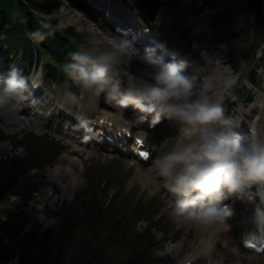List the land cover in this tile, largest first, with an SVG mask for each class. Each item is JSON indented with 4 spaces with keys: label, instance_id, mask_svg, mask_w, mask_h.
Here are the masks:
<instances>
[{
    "label": "clouds",
    "instance_id": "9594fccd",
    "mask_svg": "<svg viewBox=\"0 0 264 264\" xmlns=\"http://www.w3.org/2000/svg\"><path fill=\"white\" fill-rule=\"evenodd\" d=\"M41 24L48 27L46 20ZM85 31V40L62 65L76 88L54 86L56 103L72 112L87 95H103L121 110L132 106L139 122L154 127L166 121L175 134L153 144L149 171L157 188L173 194L169 217L206 229L227 223L230 201L250 199L264 188V125L251 122L241 133L243 112L225 108L224 93L235 77L224 74L220 59L205 48L198 56L166 61L154 46H138L125 31ZM51 34L42 28L29 33L34 41ZM134 60L143 65L139 71L131 69ZM39 86L16 64L0 72V111H17Z\"/></svg>",
    "mask_w": 264,
    "mask_h": 264
},
{
    "label": "rangeland",
    "instance_id": "374dc122",
    "mask_svg": "<svg viewBox=\"0 0 264 264\" xmlns=\"http://www.w3.org/2000/svg\"><path fill=\"white\" fill-rule=\"evenodd\" d=\"M60 1L61 0H49V3H50L49 6L52 9V12L50 15L55 20V22L57 23L59 27H64V26L66 27L70 24L67 22H73V21H67V19L65 18V15L62 12L63 5H60ZM230 1L231 0H226L215 6L208 5L204 8V11H203V12H207V14L206 13L204 14L205 15L204 20H205V23L207 22V25H209L210 27L209 28L210 30L208 31H211L212 33V34L211 33L208 34L209 32H203L205 33L204 34L205 38H204V35H203V38L204 39L214 38L216 41L214 44H216L218 49H219V46L225 44L226 46L225 49L229 50V52L226 51L225 53L226 62H224V64H227V66L225 67L222 66L224 69H228V65L231 67V58H232L231 50H232V45L235 43L226 37L227 33L225 29V24L228 20H226V17H224V13L226 12V6L228 5ZM241 18L242 19H240V16L235 15L231 18V21H240V23L243 26L247 25L248 20L246 19V16L243 15ZM65 19H66V22H64ZM83 22H84L83 23L84 29L83 30L78 29V30L80 32H83L84 35H86L85 30H91L90 28H93V30L100 31L99 29L94 28V24H92L93 22H90L89 20H86V19H84ZM74 23H76L78 26H81L77 22H74ZM226 26L228 27V24H226ZM212 30L214 32H212ZM258 35H259L258 32L255 31L254 29L253 34H252L253 37L251 38L253 39V43H252L253 44L252 48L254 50L253 56H256L263 46V43L259 41ZM0 48H1L0 53H5V51L7 50L6 45L2 42L0 43ZM14 62L15 64L22 65L25 70L29 69V66H30L29 61L24 60L22 58V55H18V57L15 58ZM35 67H36V64L33 65V70ZM254 68H255L254 61L252 62L250 61L240 70V72H238L240 73L241 77L244 78L243 80H241L242 83H244L247 79H249V76L253 72ZM229 70L231 71L232 68H229ZM40 74H41V71H36V72L34 71L32 76L33 78L38 79ZM237 76L238 74L234 75V77H237ZM68 85L73 87L71 83L65 84L62 82H60L57 87H67ZM239 85L241 86V84ZM250 87H252L253 89L246 90L244 94L249 95L250 97L252 96V92H253V95H256V98H255L256 101L251 102L252 101L251 99L247 97L244 98L245 101H248L247 102L248 105H245L244 108L249 113H252V109H254L257 101H259L258 102L259 106L261 105L262 107V110H261L262 118H264V84H260V83H257L256 85L250 84ZM228 91L225 93V96H227ZM42 95L48 96L49 104L53 105L52 101L53 103L56 102V90L54 89L45 90L43 91ZM86 97H87V100L92 101L94 99L95 101V98H93L94 96L92 95H89V97L87 95ZM35 110H39V108L36 107L32 111H35ZM257 110H260V109L258 108ZM43 118H44V114H43ZM22 119L23 118L18 116L16 112L0 111V135L2 134V132L4 133L9 132L11 134H14L15 132H17V133H20V136L23 139L25 136L27 137L32 132H34L33 129H36L37 130L36 132H40V130H38L40 129V125H38V129H37L34 126H29L25 122H22ZM261 120H260L261 125H264V121L262 122ZM15 124H17L18 127L20 126V124H22L24 127L27 126V128H23L21 132H18L17 130L18 127L16 128ZM174 133H175L174 130H173V133L170 130L169 132L164 134V137L173 135ZM50 136H51L50 134L46 133L45 136H42V137L43 139H45V141L47 140L48 142H50V145H53L55 148H58L60 144L59 141L55 140L54 138H52V136L51 137ZM38 145H40L41 148L43 147V150L41 151L40 154L47 155L50 149H47L45 147V144L42 143V139L37 141V146ZM0 149L5 152H10V151L16 152L14 149L11 148V146H9V142L0 144ZM20 149L22 150H18L17 151L18 154L23 155L27 153L24 147ZM102 157L103 156H101L100 158L92 157L90 153H84V155L82 154L75 155V154H72L68 150L66 151L61 150L60 154H58V156L48 166V170H47L48 175L45 179V188H46L47 194L45 195L44 191L38 190L37 194H35L34 197H31L28 200H25L24 197H21L20 195H16L15 193H10L6 195L0 204V223L8 217L11 210L18 208V205L21 204V209H24L25 211L24 212L25 218H27L29 221L27 223L28 226L26 227V230L30 229L32 225L38 227L39 229L56 230L58 228H61L62 226H64L66 222L63 219V215L60 212H58L57 209L59 208L62 202L66 201L67 199H70V196L72 195L71 188L74 187L75 184L77 183L79 184L78 187H80L82 184L84 185L85 183H87L89 177L91 178L95 176L96 174H98L99 176H105L107 174L114 175L115 172H117V169H119V167H116L115 165H112V166L104 165L103 164L104 161ZM101 165H104V166L101 167ZM65 169L66 171L64 172ZM103 169L106 170V173H100L101 170ZM35 171L36 169H33L30 172L34 173ZM61 174H62L61 180L65 182L63 188H60L59 185H56L53 182L49 181L51 180L50 177H59ZM142 176H144V174ZM133 178H132V181H135L133 180ZM110 179L114 180L111 177ZM141 180H145V176L141 178ZM124 183H127L126 184L127 189L133 188L134 191L137 190L138 195L142 193L144 194L146 198L155 196V192L152 191L151 185L145 186L144 184L140 182L133 184L131 183L129 179L128 180L126 179ZM116 187L117 186H115V184L112 183L108 191L113 192L115 191ZM52 189H54L55 192H57L56 194H59V198L57 197L52 198L51 196L50 197L48 196L49 194H51ZM165 216H166L165 222H164L165 226L170 229L167 237L171 235H176L180 237L179 240L184 239L183 243L184 244L186 243V245L183 246L182 249H178L180 252V256L176 261H174V264H177L178 260L180 259L189 257V255L194 256V251L199 248V245L202 243V239L204 240L205 243H210L212 240L218 237V235L214 238H210L209 236L207 237V235H205L204 232L199 228L200 225H196L198 228L197 229L195 226L187 227V226H184L183 224H177L169 217L168 211H165ZM143 228H144V224L143 225L140 224L139 230ZM173 232L175 234H173ZM84 235L85 234H80L81 237ZM220 245L221 243H219V241H215V246L213 248L216 249L217 253L215 252L216 259H213V262H216L224 258L226 260H230V255H234L235 253L238 256V259H242V257H244L243 259H245V260L237 261V264H264L263 262L264 257H257V255H245L244 253L240 251L237 242H233V246H232L233 249H231L229 253H227L226 251H221L222 247ZM165 248H166V245H165ZM167 250H169V248L165 250H157L156 253L158 254L165 253L167 252ZM66 251H67L68 257L77 256L78 255V245H76V241L70 240V242L66 244ZM245 256H247L248 258ZM102 258L106 260L111 259L110 254L106 251L103 253ZM170 259L172 260L173 258H170ZM15 261H17V258L10 260L8 262H5L4 264H12Z\"/></svg>",
    "mask_w": 264,
    "mask_h": 264
},
{
    "label": "trees",
    "instance_id": "16d2710c",
    "mask_svg": "<svg viewBox=\"0 0 264 264\" xmlns=\"http://www.w3.org/2000/svg\"><path fill=\"white\" fill-rule=\"evenodd\" d=\"M214 2L217 0H207ZM30 5L41 7V0H0V7L3 13L9 16V20H4V14L0 12V24L5 25L10 22L14 35H20L14 44H18L26 36L27 29H31L33 13ZM242 5L251 11L253 20L259 27L264 26V0H246ZM234 6H241L239 1H235ZM24 19V23H22ZM32 22V23H31ZM0 29H5L4 26ZM36 28V26H34ZM264 38V34L262 36ZM19 41V42H18ZM13 161L11 164L7 160L0 159V200L2 196L11 190L21 175L19 162ZM69 215V214H67ZM28 219L24 212L12 211L9 218L0 223V263L4 264L18 257L14 264H55L63 255L65 247L63 244L70 232L76 233L77 227L74 223H67L66 226L58 231H40L35 226L26 230ZM70 228L72 231H70ZM133 259V258H130ZM119 264H134L132 260L124 261Z\"/></svg>",
    "mask_w": 264,
    "mask_h": 264
},
{
    "label": "bare ground",
    "instance_id": "6f19581e",
    "mask_svg": "<svg viewBox=\"0 0 264 264\" xmlns=\"http://www.w3.org/2000/svg\"><path fill=\"white\" fill-rule=\"evenodd\" d=\"M64 14L66 15V19H67V21H73V22H77L78 24H80L81 25V20H80V18L77 16V14L76 13H74L73 12V10L72 9H69L68 7L67 8H64ZM205 16V15H204ZM195 22H191V26L193 27H197V26H205L206 25V23H205V20H204V18L203 19H201L198 23H195ZM189 24V23H188ZM197 30V29H196ZM194 37V39L198 42V47H200V49L201 48H205V49H207V50H209V52H210V54H212L214 57H217V58H219L220 56L219 55H216V54H213L212 53V50H211V48H209L210 46L208 45L209 44V41L208 40H206V39H204L203 38V35H201V34H198V35H194L193 36ZM209 48V49H208ZM223 53V51H220L219 52V54H222ZM220 66H221V71L223 72V73H225V71L227 70V69H224L223 67H222V65H221V63H220ZM141 67H143V65L142 64H140V62L139 61H133L132 62V64H131V69H132V71H139V69L141 68ZM115 118H116V120L117 121H120V119H121V115L118 113L116 116H115ZM143 175V172H141V170L140 169H138L137 170V172L134 174V178H133V180H137V179H141V178H143L144 176H142ZM235 226L236 227H229V226H226V225H224V224H217V225H215L214 227H212L211 229H206V228H204V227H201V226H199V228L204 232V234L205 235H207V237L209 236L210 238H214V237H216L217 235H220V236H225V235H227L228 234V230H227V228H233V230H235L236 231V229H238L239 230V225L238 224H235ZM243 230V229H242ZM231 232V231H230ZM232 233V232H231Z\"/></svg>",
    "mask_w": 264,
    "mask_h": 264
},
{
    "label": "snow or ice",
    "instance_id": "6c2138e0",
    "mask_svg": "<svg viewBox=\"0 0 264 264\" xmlns=\"http://www.w3.org/2000/svg\"><path fill=\"white\" fill-rule=\"evenodd\" d=\"M138 142H139L140 144H143V143H144L143 140H139ZM141 155H143V156H147L148 153H147V152H142Z\"/></svg>",
    "mask_w": 264,
    "mask_h": 264
}]
</instances>
